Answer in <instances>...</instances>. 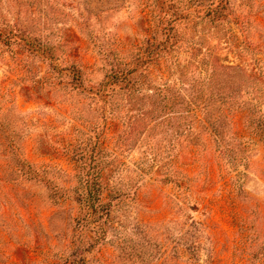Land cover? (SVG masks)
I'll list each match as a JSON object with an SVG mask.
<instances>
[{
	"label": "rangeland",
	"instance_id": "374dc122",
	"mask_svg": "<svg viewBox=\"0 0 264 264\" xmlns=\"http://www.w3.org/2000/svg\"><path fill=\"white\" fill-rule=\"evenodd\" d=\"M258 129L264 0H0V264H264Z\"/></svg>",
	"mask_w": 264,
	"mask_h": 264
},
{
	"label": "trees",
	"instance_id": "16d2710c",
	"mask_svg": "<svg viewBox=\"0 0 264 264\" xmlns=\"http://www.w3.org/2000/svg\"><path fill=\"white\" fill-rule=\"evenodd\" d=\"M222 5H224L222 4V2L217 6L213 4L210 5L207 13L212 15V18L214 16H218V17L221 16L223 14V9H224ZM173 38H174L173 31L166 30V38L157 42V44L149 43L143 49L142 54L137 55V58L131 68L126 69V68L112 67L110 71L107 72L106 74V78L104 80V87L102 88L105 89V87L107 86L106 84H109L111 86L112 85L118 86V89L122 90L123 92L131 91V89H133L135 85L137 84V80L135 79L136 77H134L135 72L141 69L143 65H145L146 63L155 61L159 57L162 51L170 50V48L173 47V42H174ZM104 89H102L101 91L103 92ZM158 108L162 110L163 108L165 109V106H161V107L158 106ZM186 113L185 114L188 115L190 112L188 111ZM256 127L258 128L257 124H256ZM258 131H261V130L258 129ZM261 133H264V132L261 131ZM86 186H87L86 193L88 194L84 196L83 202L87 207H89L94 212L92 214L93 216L92 219L96 225V234L98 235V239H102L106 237L108 235L107 233L109 232L111 204L109 205V204H104V203L99 202L100 187L99 185L96 184L95 181L93 184L89 182V184Z\"/></svg>",
	"mask_w": 264,
	"mask_h": 264
}]
</instances>
